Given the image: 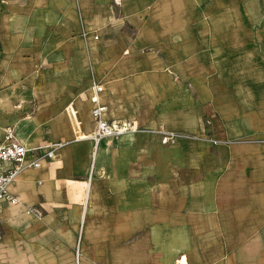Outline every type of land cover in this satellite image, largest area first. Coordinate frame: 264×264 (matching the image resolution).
Masks as SVG:
<instances>
[{
  "label": "crops",
  "instance_id": "1",
  "mask_svg": "<svg viewBox=\"0 0 264 264\" xmlns=\"http://www.w3.org/2000/svg\"><path fill=\"white\" fill-rule=\"evenodd\" d=\"M7 128L0 264H264V0H0Z\"/></svg>",
  "mask_w": 264,
  "mask_h": 264
},
{
  "label": "built area",
  "instance_id": "2",
  "mask_svg": "<svg viewBox=\"0 0 264 264\" xmlns=\"http://www.w3.org/2000/svg\"><path fill=\"white\" fill-rule=\"evenodd\" d=\"M93 92L90 100L93 103L91 113L95 122V130L92 134L94 140L93 155L95 148L100 139L106 136L120 134L128 130L135 129L133 124L127 121L107 120L103 116L105 106H103L99 99V93L102 90V85L94 84L92 86ZM72 114H75L73 110ZM170 136H163L162 140L166 141ZM62 144V142L45 143L34 148H28L24 143L18 140L11 129L5 130L4 139L0 141V203L7 202L15 204L18 198L14 196L8 189L9 184L16 178L21 169L26 166L37 168L41 165V159H53L56 157L55 150ZM30 150L36 151V155L32 160L27 161L26 157ZM4 164L10 166L1 168ZM1 238V232H0ZM180 264V262H177Z\"/></svg>",
  "mask_w": 264,
  "mask_h": 264
},
{
  "label": "rangeland",
  "instance_id": "3",
  "mask_svg": "<svg viewBox=\"0 0 264 264\" xmlns=\"http://www.w3.org/2000/svg\"><path fill=\"white\" fill-rule=\"evenodd\" d=\"M125 32L128 34V35H134V31H133V29H132V27H130L129 25H127V27L125 28ZM107 32L105 31V34H106ZM104 34V32L103 33H99V34H97V35H95V38H97V37H99L100 39H101V36ZM135 124V123H134Z\"/></svg>",
  "mask_w": 264,
  "mask_h": 264
},
{
  "label": "bare ground",
  "instance_id": "4",
  "mask_svg": "<svg viewBox=\"0 0 264 264\" xmlns=\"http://www.w3.org/2000/svg\"><path fill=\"white\" fill-rule=\"evenodd\" d=\"M133 127H135L134 125H133ZM28 213H29V211H27ZM180 264H183V262L180 260Z\"/></svg>",
  "mask_w": 264,
  "mask_h": 264
}]
</instances>
